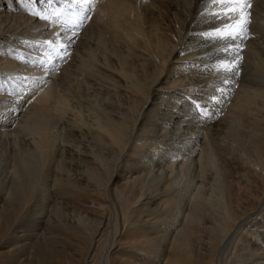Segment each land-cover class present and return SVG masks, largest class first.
Masks as SVG:
<instances>
[{"label":"bare ground","instance_id":"obj_1","mask_svg":"<svg viewBox=\"0 0 264 264\" xmlns=\"http://www.w3.org/2000/svg\"><path fill=\"white\" fill-rule=\"evenodd\" d=\"M137 2L0 0V238L39 204L1 260L264 264V0L228 85L210 0Z\"/></svg>","mask_w":264,"mask_h":264},{"label":"snow or ice","instance_id":"obj_2","mask_svg":"<svg viewBox=\"0 0 264 264\" xmlns=\"http://www.w3.org/2000/svg\"><path fill=\"white\" fill-rule=\"evenodd\" d=\"M210 3L215 6L211 14L221 21V26L208 33H203L202 36L223 43L221 52L224 53L226 59L220 61L216 70L228 74L227 78L222 81L223 84L228 85L239 73L240 47L242 42L248 38L250 14H247V9L250 7V0H210ZM92 4L93 0H70L69 6L79 8V17L83 21L88 18L87 13L92 10ZM44 19L47 20L48 17ZM77 36L78 32L75 34L70 32L65 38L66 42L60 44L65 54H70L67 50L75 42ZM48 43L51 45L54 42L48 41ZM59 58L64 57L59 56ZM217 91L223 94L225 89L219 88ZM213 100L216 101L217 98L213 97Z\"/></svg>","mask_w":264,"mask_h":264},{"label":"rangeland","instance_id":"obj_3","mask_svg":"<svg viewBox=\"0 0 264 264\" xmlns=\"http://www.w3.org/2000/svg\"><path fill=\"white\" fill-rule=\"evenodd\" d=\"M138 2H139V0H138ZM138 2H137V5H138ZM203 19L204 18H202L201 19V21L203 22V24H202V27H203V25H204V27H207V24L205 23V19H204V21H203ZM215 47H212V48H209V51L212 53V54H214V55H221V54H224V53H222L221 52V49H219V50H217L216 48L214 49ZM222 48V47H221ZM215 51V52H214ZM217 51H218V53H217ZM221 53V54H220ZM144 138V137H143ZM142 138V139H143ZM144 140V139H143ZM146 141V140H145ZM148 141V143H146ZM146 142H145V144L147 145H144L143 146V148H140V147H137L140 151H138V155H137V159L140 161L141 160V155H142V153H141V150L144 152L143 153V155L142 156H144V157H142V159L145 161V159H146V162H147V165H146V163L145 162H143V164H144V166H146V167H150V165H149V161L150 160H155V161H162L163 163H165V164H167V163H172L173 162V157L172 156H170V155H168V154H165V152H163L161 149H160V147H159V144H157V141L155 142V143H153V141H150V140H147ZM150 141V142H149ZM159 148V149H158ZM159 150H161V152H162V154H161V152H159ZM156 152V153H155ZM155 153V154H154ZM154 154V155H153ZM159 154V155H158ZM145 155H146V158H145ZM153 155V156H152ZM157 155V156H156ZM151 156V157H150ZM153 157V158H152ZM157 158V159H156ZM159 159V160H158ZM172 160V161H171ZM121 169L119 170V172H123V167H120ZM123 175H126L127 174V171H124V173H122ZM176 174V173H175ZM184 174V173H183ZM180 175V174H178L179 176L176 178V182L177 183H180V182H182L183 180H185L184 178H187L188 177V174L187 173H185L184 175ZM187 174V175H186ZM181 177V178H180ZM207 187V186H206ZM150 189V188H149ZM150 190H152V189H150ZM139 204V203H138ZM33 205H35V206H33ZM31 204V206H32V208H33V210H32V208H31V206H29V208H27V207H23V209H22V212H27L28 211V213H26L25 214V216L24 217H18V218H20V221H13L12 223L14 224V225H17V226H19V229H21L20 231H22V232H24L25 234H27V236H29V237H31V235H33V234H35L36 232H39V230H38V226L36 225H34V221H33V219H34V216H36L37 217V215L39 214V204L37 203H34V204ZM51 205H49L47 208H49ZM46 207L44 208V209H47ZM53 210H56V208H53ZM110 211H111V220H112V222H113V220H115L114 218H116V216H115V214L114 213H117L116 215H117V218L118 219H116L117 221H120V211L118 210V208L117 209H113V210H111L110 209ZM113 211V212H112ZM115 211V212H114ZM59 213V212H58ZM113 214V215H112ZM113 216V217H112ZM119 216V217H118ZM38 218V217H37ZM13 224H11L10 226H8L9 228H7V231H5L4 232V234L1 236V238H0V242H9V238H10V236L12 235V231H11V226L13 225ZM35 226V227H34ZM7 233V234H6ZM29 237H27L26 239H27V241H28V238ZM13 238V237H12ZM37 239H39V238H37ZM30 245H32L31 244V242L29 243ZM33 250H34V252L36 251V246L34 245V248H32L31 249V251L33 252ZM60 256L62 257V253L60 252ZM1 260V259H0ZM35 260V261H34ZM30 261H31V263H34V264H37V258H36V256H33V258H31L30 259ZM0 264H17L16 262H13V259L11 260V258H5V259H2L1 260V262H0ZM20 264H22V263H20Z\"/></svg>","mask_w":264,"mask_h":264}]
</instances>
